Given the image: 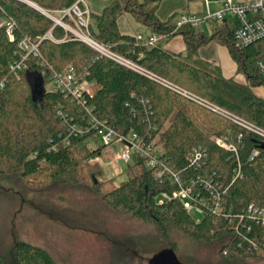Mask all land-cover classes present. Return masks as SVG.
<instances>
[{
	"label": "trees",
	"instance_id": "16d2710c",
	"mask_svg": "<svg viewBox=\"0 0 264 264\" xmlns=\"http://www.w3.org/2000/svg\"><path fill=\"white\" fill-rule=\"evenodd\" d=\"M26 1L57 12L77 0ZM163 1L114 0L101 14L91 13L89 24L96 42L157 78L151 79L66 37L61 27L25 1L0 0V83L5 81L0 87V180L19 179L44 188L60 184L81 187L100 196L117 213L153 226L166 241L172 229H177L204 246L220 243V253L228 261L264 260L262 221L241 219L243 209L249 205L264 207V139L178 91H186L264 130V96L256 93L257 89L264 91V76L256 67L264 59V40L244 49L236 48L238 24L233 18H225L209 36L190 26L177 28L172 22L175 15L166 22L156 16ZM124 14L152 30L158 42L143 45L135 36L121 34L118 19ZM5 20L16 22L14 40L6 35ZM50 31L53 39L45 38ZM178 35L184 36L186 52L167 51L163 40ZM25 39L39 42V56L27 57L28 70L17 79L9 66L20 58L19 44ZM211 42L228 49L244 83L225 78L219 67L199 58V50ZM69 66L89 73L87 79L93 85L89 105L118 133H136L148 144L159 138L155 146L159 145L160 158L183 180L207 175L228 188L224 206L231 217L207 212L197 220L186 212L180 199L160 202V195H172L177 186L169 181L157 184L152 170L138 157L126 164L127 180L123 184L100 181L101 173L88 166V161L99 156L103 146L90 148L86 144L89 137L64 145L65 124L58 110L78 118V107L61 92L46 90L51 73ZM34 85L43 90L41 96L36 95ZM214 137L227 139L237 154L218 146ZM199 147L207 150L208 161L206 166L195 169L189 157ZM254 150L257 156H252ZM238 168L241 175L235 178ZM251 241L258 245L257 249L252 246L248 250ZM169 247L176 253L173 244ZM188 262L193 264L192 260ZM0 264L10 263L0 255ZM14 264L58 263L46 249L19 241L14 248Z\"/></svg>",
	"mask_w": 264,
	"mask_h": 264
},
{
	"label": "rangeland",
	"instance_id": "374dc122",
	"mask_svg": "<svg viewBox=\"0 0 264 264\" xmlns=\"http://www.w3.org/2000/svg\"><path fill=\"white\" fill-rule=\"evenodd\" d=\"M113 1L85 0L91 13L96 15ZM220 9L221 4H210L212 14ZM165 13L168 16L174 13V22H178L182 14L201 19L208 16L203 0H165L159 5L157 16ZM211 24L214 27H210ZM219 26L220 21L209 19L196 32L209 36ZM168 41L170 39L163 40L164 47ZM235 80L239 81L236 76ZM46 90L51 91L53 87L49 84ZM263 92L256 90L261 96ZM86 144L92 149L104 145L95 136ZM122 148V143H112L103 148V153L113 156ZM157 150H160L159 145ZM93 160L88 161V166L101 173L100 181L112 180L119 185L127 180L126 164L113 167L102 162L93 164ZM19 241L46 249L58 264H150L172 244L184 264H191L188 260L193 264H264L262 259L228 261L220 253V243L204 246L177 229H172L166 241L153 226L117 213L106 206L100 196L81 187L60 184L44 188L19 179L3 178L0 180V255L10 264H14V248Z\"/></svg>",
	"mask_w": 264,
	"mask_h": 264
},
{
	"label": "built area",
	"instance_id": "2783aa9c",
	"mask_svg": "<svg viewBox=\"0 0 264 264\" xmlns=\"http://www.w3.org/2000/svg\"><path fill=\"white\" fill-rule=\"evenodd\" d=\"M138 1L144 2L147 0ZM203 1L206 3L208 16L201 19L196 15L182 14L177 23V28L190 26L194 30L199 31L201 25L208 22L209 19L218 20L221 23L225 18H233L238 24L234 36L236 48L244 49L264 40V0ZM211 3L221 4V9L217 13L212 14L210 11ZM43 14L51 19L56 26L61 27L66 32V37L85 43L103 56V58H109L151 79H157L153 74L148 73L134 62L114 53L109 47L99 44L93 39L89 31L91 11L85 0H77L71 7L57 12L43 10ZM4 23L6 26L5 32L7 37H9L10 40H14L13 33L16 22L5 20ZM210 27H214V24H211ZM45 38L53 39L51 31L45 36ZM135 39L138 43L143 45L153 46L158 42L159 37L157 35H152L149 38H146L144 35L139 34L135 36ZM38 45L39 42H33L30 39H25L20 42V58L15 59L9 66V71L15 78L21 79L22 72L28 70V65L26 63L27 57L30 55L34 57L39 56ZM256 67L258 72L264 76V59L259 60ZM45 74L46 73L44 72L43 75ZM88 75V72L82 73L74 66H69L62 71H53L49 76L51 79L50 85L53 87L52 91L61 92L78 107V118L69 116L64 113L61 108L58 110V116L65 124L62 143L64 145H70L74 139L86 137L92 138L93 136L101 140L102 144H104L103 148L111 146L112 143L118 145L122 143L123 148L113 156H110L109 153H103L102 149L101 154L94 158L95 160H93L92 163L96 164L102 162L106 166H119L131 163L134 157H138L144 161L145 166L149 170H152L153 180L157 184H165L166 181H169L177 186V189L173 191L172 195L167 193L160 195V202L180 199L184 204L186 212L195 218H201L207 212H211L216 216L224 214L230 218L231 216L226 213L227 211L224 206L228 188H225L218 183L217 180L207 175H198L196 178H191L189 181L183 180L180 174H177L170 169L165 161L160 158V151L157 150V147L155 146L156 142L148 144L144 138L138 136L136 133L122 135L118 133L114 127L109 125L106 120L100 119L95 114L94 108L89 105V99L93 96V85L88 81ZM162 83L169 85L165 81H162ZM4 85L5 81H2L0 87L3 88ZM178 91L182 96L199 103L203 107L227 118L236 123V125H240L251 132L258 134L260 138L264 139V130L256 129L237 117L232 116L220 107L209 102H204L186 91H181L180 89H178ZM213 141L218 146L228 151L234 153L237 152L236 147L229 144L227 139H218L217 137H214ZM257 155L258 151L254 150L252 156ZM207 161L208 152L206 149L201 147L193 149L189 157V163L193 168L200 169L203 166H206ZM234 172L235 178L241 175L240 168L236 169ZM201 188H203V191ZM244 218L253 220L259 219L264 225V207H257L254 204L249 205L247 208L243 209L241 219L243 220ZM252 246H254L255 249L258 248V245L251 241L249 242L248 250H251Z\"/></svg>",
	"mask_w": 264,
	"mask_h": 264
},
{
	"label": "crops",
	"instance_id": "0c3cea01",
	"mask_svg": "<svg viewBox=\"0 0 264 264\" xmlns=\"http://www.w3.org/2000/svg\"><path fill=\"white\" fill-rule=\"evenodd\" d=\"M173 15L175 14L173 13L172 16ZM156 16H157V11H156ZM172 16L171 15L168 16L165 13L161 16L158 15V19L162 22H166ZM174 23L177 25L178 23L177 20H175ZM118 26H119V30L121 34L126 35V36H137L139 34H142L146 38H149L150 36L154 35L152 33V30H149L146 27L139 26L127 14L122 15L118 19ZM165 49L173 53L186 52V44L184 41V36L178 35V36L173 37V39L171 38L170 41H168V43L166 44ZM198 56H200L199 57L200 59L202 58V60L207 61L208 63L214 65L215 67L216 66L219 67L222 71V75L225 78L235 80V76H236L241 83L245 82V79L243 78V76L238 73L236 64L232 60L227 48L215 42H211L199 50Z\"/></svg>",
	"mask_w": 264,
	"mask_h": 264
},
{
	"label": "water",
	"instance_id": "95a60500",
	"mask_svg": "<svg viewBox=\"0 0 264 264\" xmlns=\"http://www.w3.org/2000/svg\"><path fill=\"white\" fill-rule=\"evenodd\" d=\"M25 1L26 3H28L29 5H31V7H35L37 10L41 11L43 13V9L39 8L38 6L34 5L33 3H30L29 1H26V0H23ZM39 88L40 90V87H38L37 85H34V91L36 93V95L38 96H41L43 94V90H37ZM97 182V181H95ZM150 264H184L182 263L174 249L172 248H168V249H165L163 250L161 253H159L156 257H154Z\"/></svg>",
	"mask_w": 264,
	"mask_h": 264
}]
</instances>
